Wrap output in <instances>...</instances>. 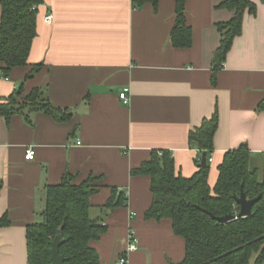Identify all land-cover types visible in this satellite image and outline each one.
<instances>
[{
    "label": "crops",
    "instance_id": "0c3cea01",
    "mask_svg": "<svg viewBox=\"0 0 264 264\" xmlns=\"http://www.w3.org/2000/svg\"><path fill=\"white\" fill-rule=\"evenodd\" d=\"M255 14H245L241 35L234 39L213 85V53L219 47V23L232 13L217 9L221 0H187L185 19L191 46L171 45L175 1L158 0L137 10L131 0H43L36 17L29 65L0 78V102L23 84L24 94L43 87L54 108L69 110L68 122L43 113L0 117V264H27L26 228L44 209V188L63 175L79 184L100 178L92 196V218L101 217L106 231L91 246L99 264H117L129 234L137 250L126 264H178L184 242L171 221L146 220L152 201L150 179L131 170L152 151L169 152L175 171L189 178L201 156L188 145V134L215 113L208 184L217 180L224 153L246 145L252 163L264 154V2L251 0ZM264 1V0H263ZM51 15L52 22L44 18ZM1 18V7H0ZM129 89V104L119 100ZM27 115V116H26ZM77 142L80 145H77ZM33 147L35 157L24 158ZM123 192V207L98 209L110 188Z\"/></svg>",
    "mask_w": 264,
    "mask_h": 264
},
{
    "label": "trees",
    "instance_id": "16d2710c",
    "mask_svg": "<svg viewBox=\"0 0 264 264\" xmlns=\"http://www.w3.org/2000/svg\"><path fill=\"white\" fill-rule=\"evenodd\" d=\"M174 1L175 18L170 42L174 48L186 49L191 46L192 39L185 19L187 0ZM42 4L43 0H0V78L8 79L15 68L29 67L26 81L41 70V65H29L28 57L36 36L38 7ZM131 4L137 10L146 4L157 10L158 0H131ZM217 9L231 12L232 17L215 26L221 41L213 53V85L234 39L241 35L245 14H255L251 0H221ZM30 113H43L57 123L68 122L72 117L69 110L50 104L43 87L24 94L21 84L0 102V117L6 121L14 115ZM217 127L215 113L189 132V147L201 155L196 158L197 170L191 177L178 174L171 154L160 150L152 151L147 161L131 170L132 177L150 179L152 201L144 218L171 221L174 235L184 242V257L178 264H264V154L262 165L256 166L246 145L227 151L211 188L208 184L209 160ZM202 154L206 155L204 166H200ZM99 181L100 178L89 177L74 184L73 177L65 173L57 185L45 186L44 209L39 220L26 228L27 264H50V243L57 233L63 235L59 254L64 258V264H99L91 243L105 233L106 227L101 217L90 215L91 198L103 187ZM241 191L249 200L261 196L248 217L227 223H219L210 217L235 216L239 210L235 199ZM126 201L123 192L112 187L109 199L98 209L105 215L123 207ZM6 225V218L0 220V227Z\"/></svg>",
    "mask_w": 264,
    "mask_h": 264
},
{
    "label": "water",
    "instance_id": "95a60500",
    "mask_svg": "<svg viewBox=\"0 0 264 264\" xmlns=\"http://www.w3.org/2000/svg\"><path fill=\"white\" fill-rule=\"evenodd\" d=\"M264 2L263 0H259ZM206 163V155L202 154L201 164L200 166H204ZM261 199V196H257L254 199H247L243 192H240L238 198L235 199V203L238 206L239 210L235 216H225L220 218H215L210 215V217L214 220H217L219 223H227L236 218H246L251 214L252 206L257 203ZM63 235L61 233H57L54 239L50 243V264H64V258L59 254V248L62 244Z\"/></svg>",
    "mask_w": 264,
    "mask_h": 264
},
{
    "label": "built area",
    "instance_id": "2783aa9c",
    "mask_svg": "<svg viewBox=\"0 0 264 264\" xmlns=\"http://www.w3.org/2000/svg\"><path fill=\"white\" fill-rule=\"evenodd\" d=\"M44 21L46 23H51L52 22V16L49 15L47 17L44 18ZM119 100L125 104L128 105L129 104V89L128 88H123L121 90V92L119 93ZM77 145H80L79 142H77ZM35 157V152L33 147H28L25 150V154H24V158L26 161H31L33 160ZM211 161V159L209 160V162ZM137 250V245H136V239L135 236L133 234H129V241H128V246L127 249L125 251V254L123 256H121V258L118 260L117 264H126L127 263V255L135 252Z\"/></svg>",
    "mask_w": 264,
    "mask_h": 264
},
{
    "label": "rangeland",
    "instance_id": "374dc122",
    "mask_svg": "<svg viewBox=\"0 0 264 264\" xmlns=\"http://www.w3.org/2000/svg\"><path fill=\"white\" fill-rule=\"evenodd\" d=\"M255 165V164H254Z\"/></svg>",
    "mask_w": 264,
    "mask_h": 264
}]
</instances>
